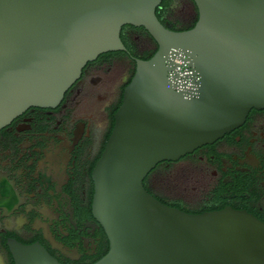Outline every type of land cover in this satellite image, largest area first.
I'll list each match as a JSON object with an SVG mask.
<instances>
[{
	"label": "water",
	"instance_id": "1",
	"mask_svg": "<svg viewBox=\"0 0 264 264\" xmlns=\"http://www.w3.org/2000/svg\"><path fill=\"white\" fill-rule=\"evenodd\" d=\"M163 0H0V129L31 107L53 108L85 66L126 51V25L157 44L135 73L92 177V212L110 246L94 264H264V222L241 210L201 214L169 206L144 181L241 127L264 109V0H193L195 26L172 30ZM192 91L170 87L175 59ZM14 264H61L41 244L8 241Z\"/></svg>",
	"mask_w": 264,
	"mask_h": 264
},
{
	"label": "flooded vegetation",
	"instance_id": "2",
	"mask_svg": "<svg viewBox=\"0 0 264 264\" xmlns=\"http://www.w3.org/2000/svg\"><path fill=\"white\" fill-rule=\"evenodd\" d=\"M177 7L186 13L175 19ZM166 20L174 31L189 30L198 20L197 7L193 0H172ZM121 35L126 51L89 62L59 105L31 107L0 129V264H14L11 239L39 243L61 264H94L108 253V237L92 212V174L135 59L146 60L158 49L142 27L126 25ZM160 170L177 176L197 171L204 193L199 209L232 208L264 222V109L251 110L241 127L213 144L158 164L144 185L168 205L174 202L152 182Z\"/></svg>",
	"mask_w": 264,
	"mask_h": 264
},
{
	"label": "rangeland",
	"instance_id": "3",
	"mask_svg": "<svg viewBox=\"0 0 264 264\" xmlns=\"http://www.w3.org/2000/svg\"><path fill=\"white\" fill-rule=\"evenodd\" d=\"M175 14L171 13L172 18H180L186 13L185 8L177 7ZM187 20V19H186ZM184 26L185 23H181ZM142 46V45H141ZM137 46L138 50L142 47ZM139 52L142 54L143 50ZM191 170V169H190ZM187 170L184 175L177 176L174 173H166L163 170L156 172L152 177L153 184L157 186L158 193L170 202H182L189 209H199L204 204L203 187L199 181L198 172L191 173ZM200 174V173H199Z\"/></svg>",
	"mask_w": 264,
	"mask_h": 264
},
{
	"label": "built area",
	"instance_id": "4",
	"mask_svg": "<svg viewBox=\"0 0 264 264\" xmlns=\"http://www.w3.org/2000/svg\"><path fill=\"white\" fill-rule=\"evenodd\" d=\"M176 66L172 72L169 73L170 87L177 91H192L196 88L192 81V70L188 67L187 59L180 54L176 59Z\"/></svg>",
	"mask_w": 264,
	"mask_h": 264
},
{
	"label": "trees",
	"instance_id": "5",
	"mask_svg": "<svg viewBox=\"0 0 264 264\" xmlns=\"http://www.w3.org/2000/svg\"><path fill=\"white\" fill-rule=\"evenodd\" d=\"M171 2H172V0H163L161 5L157 8L156 15H157L158 19L160 20V22L162 24H166V22H167L166 13H167V8L170 6ZM194 26L195 25H193V27ZM121 39H122L124 45L128 46V42H127V40L125 39V37L123 35H121ZM155 52L156 51H154L152 54H150V55H148L147 57H144V58L146 60L150 59L155 54ZM134 73H135V71H134ZM133 76H134V74L132 75V77L129 80V82L127 83V85L131 82ZM121 103H122V98H121V100H120V102L118 104V107L116 108L115 112L119 109V107L121 106ZM161 201L163 203L167 204L165 201H163V200H161ZM168 205L172 206V207L179 208L180 210H182L184 212L193 213V214H201V213H204V212H209V211H213L214 210L210 205L204 206L202 209H199V210H190V209L186 208L180 202L168 203Z\"/></svg>",
	"mask_w": 264,
	"mask_h": 264
}]
</instances>
